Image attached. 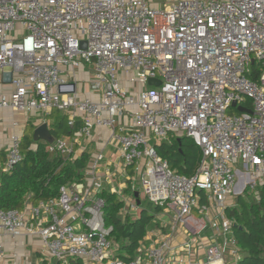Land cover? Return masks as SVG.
Listing matches in <instances>:
<instances>
[{"label": "built area", "instance_id": "built-area-1", "mask_svg": "<svg viewBox=\"0 0 264 264\" xmlns=\"http://www.w3.org/2000/svg\"><path fill=\"white\" fill-rule=\"evenodd\" d=\"M6 69L12 92L1 96L0 109H57L72 128L80 120L72 136L48 144L51 153L74 158L81 139L110 129L121 162L136 166L146 201L162 210L173 233H189L180 254L202 249L203 264L237 262L226 201L240 188L264 186V0H0ZM91 73L87 90L81 75ZM171 137L200 148L194 175L159 155L155 144ZM21 138L12 134L3 172L23 160ZM104 158L99 151L87 170L90 183L61 185L57 197L27 211L0 209V231L39 237L54 264H180L170 235L159 245L142 243L131 260L118 255L99 195ZM135 201L128 214L139 211ZM207 228L216 238L201 237ZM5 256L0 245V260Z\"/></svg>", "mask_w": 264, "mask_h": 264}, {"label": "trees", "instance_id": "trees-1", "mask_svg": "<svg viewBox=\"0 0 264 264\" xmlns=\"http://www.w3.org/2000/svg\"><path fill=\"white\" fill-rule=\"evenodd\" d=\"M257 78L258 73H252V79ZM246 105L251 107L250 101ZM47 117L53 118L49 130L55 139L72 136L81 124L77 119L76 127L72 128L68 115L61 114L57 109L52 110ZM155 145L159 155L169 162L172 169L186 176L195 174L202 160V152L190 139L171 137ZM21 151V162L9 172L0 170V209L23 210L27 203L37 204L57 197L61 185L85 183L84 174L91 163L87 150L77 158L51 153L48 143L34 142L33 133L29 135L25 132L22 135ZM257 189V196L246 198L239 195L235 206L225 211L226 216L234 222L232 232L239 253L237 262H232L235 264H264V186ZM99 195L105 201V222L113 229L110 238L117 246V253L120 249L123 253L118 255L124 260H131L153 225V211L141 205L139 217L132 218L129 214L120 213L124 201L119 196L106 188ZM159 211L160 208L154 210L156 213ZM230 260L233 258L229 257ZM68 263L83 264L81 260L75 259H70Z\"/></svg>", "mask_w": 264, "mask_h": 264}, {"label": "crops", "instance_id": "crops-1", "mask_svg": "<svg viewBox=\"0 0 264 264\" xmlns=\"http://www.w3.org/2000/svg\"><path fill=\"white\" fill-rule=\"evenodd\" d=\"M6 71L8 70L6 69L5 72H2L0 70V98L1 96L9 98L12 92V84L10 81V75ZM61 114H65V113L61 112ZM52 121H53V118L47 117V115L40 116L39 114L35 112L31 114H24V113L14 112L10 108L0 109V159H1L0 170L2 169L8 157V152L11 146L12 134L16 133L22 137V135L25 134V132L28 133V130L30 129L35 130V128L40 125V122L50 123ZM92 147H94L95 149L99 151H103L105 155L104 162L114 163V165L112 164V167H111L112 169L114 168L116 169L117 166H120L121 168V166L124 165L121 162L122 158H121L120 147L116 143V141L112 138V131L110 129L98 128L95 130L92 138L81 139L80 143L75 147L76 154L74 158H77L80 155H82V152L84 150L89 151L90 148ZM129 168L130 167H123V169H120L121 173H120V176L118 177L119 179L125 178L126 180L124 183L126 182L129 183V181H131L130 183L132 184V181H133L131 179L132 177L126 176L124 173L125 170ZM87 170L84 174V179L86 183L87 182L90 183L89 180L91 176L87 174ZM106 173L107 174L109 173L110 177H108ZM98 175L101 177L102 181H105L106 183H109V184L113 182L115 179V175L111 171H103V170L101 171V169H99ZM116 184L118 183L116 182ZM120 185L121 184H119V186ZM105 187L106 189H108V191L109 190L117 191L115 187L104 186V188ZM29 206H30V203H27L23 210L27 211ZM154 208H153V215L155 217L153 220V225L148 229V232L143 241V245L145 247L159 245L163 241L164 238H167V236L170 235L171 246L176 248V252L179 253L181 248L183 247L184 242L188 238L189 233L185 232V230H182V228H178V230L173 233L170 227V223L164 222L161 219L160 215H162L163 213L162 210L156 213L154 212L155 210ZM137 214H138L137 217H139L140 213H137ZM159 223L160 225H158ZM212 233L213 232L209 228L201 237L203 238L206 236V237H209V239L213 238L215 236H213ZM217 239L221 241V239L219 238ZM0 245L4 248L6 252V256L0 260V264H54L55 263V261L52 260L46 254L44 250V246L42 244V240L37 236L23 235L18 238H13L5 234L4 232L0 231ZM122 253L123 252L119 249L118 254L121 255ZM180 260H181L180 264H194V263L203 264L205 263V252L204 250L200 249L194 252L193 255L184 256L183 259H180ZM81 261L83 264H86L84 260H81ZM230 261L231 263L234 262V260H230ZM232 264H235V263H232Z\"/></svg>", "mask_w": 264, "mask_h": 264}, {"label": "rangeland", "instance_id": "rangeland-1", "mask_svg": "<svg viewBox=\"0 0 264 264\" xmlns=\"http://www.w3.org/2000/svg\"><path fill=\"white\" fill-rule=\"evenodd\" d=\"M159 1V3H162V1H163V3H164V1L165 2H167V0H158ZM90 68V67H89ZM79 70V69H78ZM78 70H76V72L78 71ZM81 78L84 80L85 79V81H86V83H84L85 84V88H87V90H89V88H90V86H91V83L89 82L90 80H93L94 79V77L92 76V73L91 74H89V76H86V77H84L83 75H81ZM87 84V85H86ZM149 86L147 85L145 88H148ZM141 88H140V86H136V88H133V89H131L133 92H139V90H140ZM40 116H42V115H40ZM41 124H43L42 122H40V125ZM48 124H50V123H48ZM34 134V131L32 132V130L30 129V130H28V134L29 135H31V134ZM88 153H89V155H90V158H91V163H90V165L93 163V161H94V159H95V157L98 155V153H99V150H97V149H95L94 147H92V148H90V150L88 151ZM96 153V154H95ZM105 160L103 159V161L101 162V163H99V166L97 167V170H99V169H101V171L103 170V171H111V172H113L114 173V175H115V179H114V181L113 182H111L110 184L109 183H106L105 181H102V190L104 189V186H112V187H115L116 188V190L117 191H110L109 190V192H111V193H113V194H116L117 196H119L123 201H124V206L121 208V211H120V213L122 214V215H128V213H127V211L128 210H131V205L134 203V201L136 200L135 198H134V193L136 192V191H139V193H140V198H141V201H142V207L144 208H147L148 210H150V211H153V208L154 207H152V205L148 202V201H146V199H145V197H144V195H143V186H142V184H141V182L139 181V180H137V177H136V173H134V171H136V166H131L129 169H126L125 170V175L126 176H131L132 178V184L129 182H126V183H124L125 182V178H123V179H119V177L118 176H120V173H121V171H120V169H123V167H126V166H121V168H120V166H117V168L115 169H112L111 167H112V164L114 165V163H112L111 161V163H109V162H104ZM240 170V169H239ZM132 174V175H131ZM106 175H108V177H110V175H109V173L107 174L106 173ZM122 178V177H121ZM91 180V179H90ZM89 180V181H90ZM116 182L118 183V184H116ZM119 184H121L120 186H119ZM243 184H244V182H243V180H241L240 181V185H239V187H244L243 186ZM132 185L133 186H135L136 187V189H135V192H133V189H132ZM106 188V187H105ZM248 188L246 187V189L243 191L242 190V188H240V189H238V190H236L235 191V194H233L227 201H226V205H227V208L228 207H234L235 206V201H236V198H237V196H239V195H244L246 198H252V196H257L258 195V189H255V190H253V189H249L246 193H245V191L247 190ZM108 190V189H107ZM135 203H136V201H135ZM155 209V208H154ZM139 211L137 212L136 211V213H134V214H131V215H133V216H131L132 218H135V217H137L138 216V214L137 213H140V210H141V206L139 207V209H138ZM165 219H166V221L165 222H170L166 217H165ZM158 225H160V223L158 224ZM208 229V228H207ZM179 260L180 259H183V257H184V254L182 253V254H180V252H179Z\"/></svg>", "mask_w": 264, "mask_h": 264}, {"label": "water", "instance_id": "water-1", "mask_svg": "<svg viewBox=\"0 0 264 264\" xmlns=\"http://www.w3.org/2000/svg\"><path fill=\"white\" fill-rule=\"evenodd\" d=\"M82 47L86 48V42L85 41L82 42ZM149 84L158 86L160 84V80L150 79ZM233 105L235 106L236 103H233ZM239 110L240 111H247V109L244 107H239ZM33 139H34V142H38V141L43 140V141H46L48 144H52L55 141V137L50 132L49 125L47 122H43V124H41L35 128L34 134H33ZM134 197L136 199L137 205L141 206L142 201L140 198L139 191H136L134 193Z\"/></svg>", "mask_w": 264, "mask_h": 264}]
</instances>
